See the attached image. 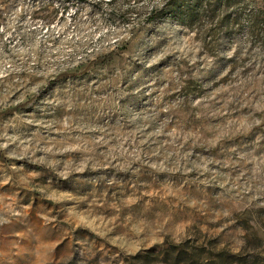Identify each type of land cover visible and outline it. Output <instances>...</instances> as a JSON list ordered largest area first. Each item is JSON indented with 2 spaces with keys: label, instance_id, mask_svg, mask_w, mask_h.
<instances>
[{
  "label": "rangeland",
  "instance_id": "obj_1",
  "mask_svg": "<svg viewBox=\"0 0 264 264\" xmlns=\"http://www.w3.org/2000/svg\"><path fill=\"white\" fill-rule=\"evenodd\" d=\"M48 1L0 6V264H264V0Z\"/></svg>",
  "mask_w": 264,
  "mask_h": 264
},
{
  "label": "trees",
  "instance_id": "obj_2",
  "mask_svg": "<svg viewBox=\"0 0 264 264\" xmlns=\"http://www.w3.org/2000/svg\"><path fill=\"white\" fill-rule=\"evenodd\" d=\"M16 2L17 0H0V6L12 7L15 5ZM71 6H76L77 8L80 7L97 8L103 6V2L101 0H95L93 2L89 0H49L45 4H42V7L40 8V11L42 13L41 14L42 16H40L41 17L40 21L45 24H50L54 21H57L59 19L58 12L59 11L64 12L68 10ZM63 75L68 76L69 74L66 73ZM17 107L13 108L12 110H6L4 112H0V115L6 113H12L14 109H17ZM178 259L184 262L189 261L190 264L198 263V259L196 258V255L195 254L188 255V252L186 250L185 251L181 250L178 253Z\"/></svg>",
  "mask_w": 264,
  "mask_h": 264
}]
</instances>
